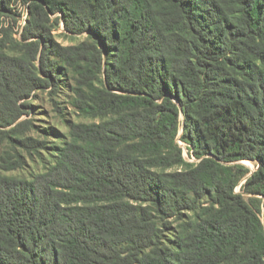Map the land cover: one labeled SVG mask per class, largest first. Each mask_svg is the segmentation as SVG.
Here are the masks:
<instances>
[{
    "label": "trees",
    "instance_id": "1",
    "mask_svg": "<svg viewBox=\"0 0 264 264\" xmlns=\"http://www.w3.org/2000/svg\"><path fill=\"white\" fill-rule=\"evenodd\" d=\"M67 76L58 146L22 101ZM3 147L0 264H264V0H0Z\"/></svg>",
    "mask_w": 264,
    "mask_h": 264
},
{
    "label": "rangeland",
    "instance_id": "2",
    "mask_svg": "<svg viewBox=\"0 0 264 264\" xmlns=\"http://www.w3.org/2000/svg\"><path fill=\"white\" fill-rule=\"evenodd\" d=\"M19 17H17L18 24L16 28L18 32L22 31V28L26 24V19L28 14L26 9L21 8L18 12ZM54 38L63 46H70L73 44H77L80 41L84 40L87 34H83L77 36L74 40L67 38L63 35V27L60 25L59 29L53 31ZM74 85V80L71 76L65 77L64 83L60 86L58 91H56L53 95L50 94L51 88L48 89H39L35 90L32 96L22 101L24 105H28L25 108L26 114L22 117V119H31L36 127H38L39 131L35 130L30 132V135L36 138H44L43 130L45 129H55L56 133L54 135L47 136V140L49 142L55 143V145L60 146L61 140L64 137L68 136L69 126L73 122H91L90 120H86L85 118L79 117L74 114V108L71 106V100L73 97L72 87ZM182 134V131L180 135ZM180 135L177 139V144L183 149V156L185 160L189 163L196 161L190 153L188 145L181 141ZM50 146L52 144H49ZM5 150V147L0 149V157L2 152ZM26 168L21 171L13 172L11 174L20 175L24 178L29 177L31 174L38 173L44 171V169L48 166L47 160L36 159L37 161L33 162L30 158H27ZM39 160V161H38ZM242 165L247 167L250 171L248 176H251L258 168V164L254 162H241ZM244 183L241 182L239 187H237V192H240L241 185Z\"/></svg>",
    "mask_w": 264,
    "mask_h": 264
},
{
    "label": "bare ground",
    "instance_id": "3",
    "mask_svg": "<svg viewBox=\"0 0 264 264\" xmlns=\"http://www.w3.org/2000/svg\"><path fill=\"white\" fill-rule=\"evenodd\" d=\"M247 162V161H246Z\"/></svg>",
    "mask_w": 264,
    "mask_h": 264
}]
</instances>
